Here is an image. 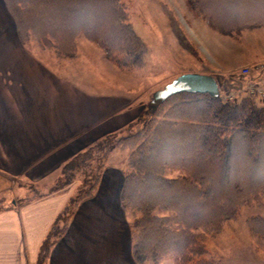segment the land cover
Returning a JSON list of instances; mask_svg holds the SVG:
<instances>
[{
    "label": "trees",
    "instance_id": "16d2710c",
    "mask_svg": "<svg viewBox=\"0 0 264 264\" xmlns=\"http://www.w3.org/2000/svg\"><path fill=\"white\" fill-rule=\"evenodd\" d=\"M3 1L21 42L37 43L57 61L75 60L83 37L124 72L145 66L148 48L134 31L122 0ZM160 6L178 42L198 57L169 8ZM187 7L210 29L234 41L244 32L264 29V0H187ZM216 79L222 93L218 98L174 95L154 114L148 113L137 132L107 137L63 167L62 187L77 185L55 219L37 264L46 263L78 204L96 190L107 156L115 150L128 152L119 204L137 214L129 225L134 261L157 264L173 258L176 264H213L203 259L209 253L207 239L221 233L227 221H235L244 206L264 210V105L241 92L235 100L224 101L230 89L223 82L236 85L242 78L230 74ZM101 151L102 158L96 159ZM76 168H82L76 174L92 171L83 181L89 184L85 192L80 176L68 175ZM58 187L45 189L54 193ZM36 199L29 197L22 204ZM246 226L264 237V217H250Z\"/></svg>",
    "mask_w": 264,
    "mask_h": 264
},
{
    "label": "crops",
    "instance_id": "0c3cea01",
    "mask_svg": "<svg viewBox=\"0 0 264 264\" xmlns=\"http://www.w3.org/2000/svg\"><path fill=\"white\" fill-rule=\"evenodd\" d=\"M261 49V60L228 64L218 76L249 67L251 79L264 87V69H253L264 67ZM159 85L145 87L84 38L77 59L64 62L23 44L0 0V207L6 208L0 211V264H37L55 219L73 196L66 187L23 205L19 187L50 186L88 148L138 131ZM118 152L107 156L96 190L78 204L45 264H135L129 220L119 204L125 159Z\"/></svg>",
    "mask_w": 264,
    "mask_h": 264
},
{
    "label": "rangeland",
    "instance_id": "374dc122",
    "mask_svg": "<svg viewBox=\"0 0 264 264\" xmlns=\"http://www.w3.org/2000/svg\"><path fill=\"white\" fill-rule=\"evenodd\" d=\"M122 2L130 14L134 31L144 40L148 48L145 66L142 69L132 71L145 87L153 83H159V88L162 89L172 80L184 74L203 75L208 73L215 77L222 74L221 72L228 67V64H236L244 59H262L260 52H262L261 46L264 48V30L244 32L240 42L233 41L230 38L221 36L210 29L205 22L195 18L187 7V0H122ZM160 3H164L169 8L171 15L176 20V27L180 28L181 33L188 40L198 57L192 55L193 53H189L178 42L173 27L169 26L168 19L161 9ZM193 26H197V28ZM27 45H34L44 50L35 42L30 41ZM221 76L224 77V75ZM250 81L252 82V80ZM242 95L244 96V94ZM254 100L257 104L264 105V101ZM146 112L147 109L145 108L144 115ZM132 132H137V127ZM126 135L123 134L117 137ZM117 151H119L117 156L122 155L126 160L128 152ZM98 155H96V159L102 158L100 156L103 155V151L99 152ZM90 166L95 169L94 164H90ZM85 168H88V166L85 165ZM79 170H82V168L78 170L76 168L75 172L68 175H79L82 182L80 190L85 192L89 184H84L83 181L86 182V176H92V171H87L85 175L82 173L76 174V171ZM56 182H58L57 185ZM63 182V176L59 180L53 178L50 186H38L36 192H31L34 185L22 184L18 192L21 195L20 202L23 203L24 199L29 197L44 198L51 194L49 193L50 190L45 189V187H51L55 184V188L59 186L57 190H61ZM76 185L77 183H74L68 187L74 189ZM123 211L126 213L130 225L131 222L135 221L137 214L132 209H123ZM255 216L264 217V210L253 206L241 208L235 221H227L221 233L216 237L207 239L206 247L209 253L203 259H209L213 264H264V237L252 233L246 226V220ZM135 264L149 263L135 260ZM157 264H176V262L173 261V258H166Z\"/></svg>",
    "mask_w": 264,
    "mask_h": 264
},
{
    "label": "water",
    "instance_id": "95a60500",
    "mask_svg": "<svg viewBox=\"0 0 264 264\" xmlns=\"http://www.w3.org/2000/svg\"><path fill=\"white\" fill-rule=\"evenodd\" d=\"M224 87L231 90H241V83L237 86L230 85L227 81L223 83ZM179 93H190V94H208L213 98H218L220 88L218 80L212 75L206 74H184L181 75L170 83L165 85L162 89L157 90L153 93L150 101L147 104L146 114H154L157 108L164 103L170 97Z\"/></svg>",
    "mask_w": 264,
    "mask_h": 264
},
{
    "label": "built area",
    "instance_id": "2783aa9c",
    "mask_svg": "<svg viewBox=\"0 0 264 264\" xmlns=\"http://www.w3.org/2000/svg\"><path fill=\"white\" fill-rule=\"evenodd\" d=\"M262 68H263L262 66H259L256 67L255 70H261ZM250 72L251 69L249 67H244L240 69L239 75L247 79L251 74ZM242 87H243V92L246 94V96H249L256 100L264 101V87H262L258 83L250 82V79H247L246 83H244ZM236 97H237L236 91H229L223 95V100L231 102L235 100Z\"/></svg>",
    "mask_w": 264,
    "mask_h": 264
},
{
    "label": "bare ground",
    "instance_id": "6f19581e",
    "mask_svg": "<svg viewBox=\"0 0 264 264\" xmlns=\"http://www.w3.org/2000/svg\"><path fill=\"white\" fill-rule=\"evenodd\" d=\"M251 82V81H250ZM253 82V81H252Z\"/></svg>",
    "mask_w": 264,
    "mask_h": 264
}]
</instances>
